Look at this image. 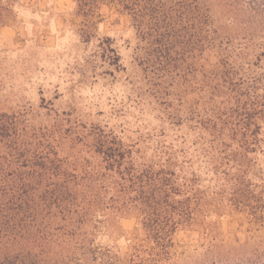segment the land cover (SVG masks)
I'll return each instance as SVG.
<instances>
[{"label": "trees", "instance_id": "trees-1", "mask_svg": "<svg viewBox=\"0 0 264 264\" xmlns=\"http://www.w3.org/2000/svg\"><path fill=\"white\" fill-rule=\"evenodd\" d=\"M220 1L235 30L220 25L215 0H74L86 39L109 2L145 42V92L160 126L149 133L153 153L137 155L112 130L42 126L0 108V264H107L97 236L123 214L165 243L215 200L206 189H230L236 207L248 206L243 191L264 183V40L246 19L251 7ZM11 15L0 4V26ZM62 142L86 153L62 155Z\"/></svg>", "mask_w": 264, "mask_h": 264}, {"label": "rangeland", "instance_id": "rangeland-1", "mask_svg": "<svg viewBox=\"0 0 264 264\" xmlns=\"http://www.w3.org/2000/svg\"><path fill=\"white\" fill-rule=\"evenodd\" d=\"M215 1L213 13L220 25L235 30L226 21L227 7ZM237 1L251 7L246 19L253 14L250 26L257 24L264 40V0ZM0 4L12 10L0 26V108L42 126L69 120L112 130L137 155L149 157V133L160 126L145 92V42L131 26V17L115 3L100 4L101 19L86 39L74 0ZM262 149L256 173L264 180ZM85 153L84 147L61 143L62 155L81 159ZM253 183L243 191L249 197L246 207L232 203L230 189H206L209 196L218 192L215 200L177 226L165 243L149 238L137 217L123 214L107 220L96 244L107 251V264H264V183L257 177Z\"/></svg>", "mask_w": 264, "mask_h": 264}]
</instances>
